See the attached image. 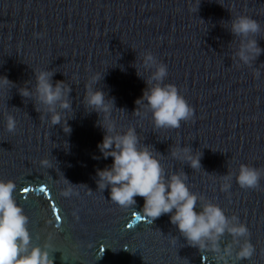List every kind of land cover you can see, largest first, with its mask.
Instances as JSON below:
<instances>
[{"label":"water","instance_id":"obj_1","mask_svg":"<svg viewBox=\"0 0 264 264\" xmlns=\"http://www.w3.org/2000/svg\"><path fill=\"white\" fill-rule=\"evenodd\" d=\"M189 8L190 0H0V77L17 85L0 92V180L16 184L32 246L50 242L53 264H223L188 246L169 215L144 217L143 198L125 209L110 201V189H97V170L113 160L97 148L104 136L97 114L82 104L84 85L96 73L103 79L94 89L123 110L113 112L117 130L135 127L141 146L158 152L168 175L183 171L192 193L249 229L253 256L237 261L234 250L228 264H264V178L256 190L241 189L235 178L241 164L264 170V54L253 68L237 67L232 57L239 41L232 43L227 29L237 15L256 19L264 48V0H201L197 13ZM148 51L167 65L164 84L177 86L194 109L193 120L178 130L154 131L142 107L133 114L146 88L133 65ZM32 69L54 71L53 83L72 88L73 111L63 113L70 134L52 126L47 114L41 120L33 101L18 94L28 81L34 87ZM5 112L17 121L15 133L5 130ZM177 146L200 152L201 170L173 159L169 149ZM45 158L51 169L41 167ZM228 172L231 188L223 192ZM64 179L77 185L78 195H61ZM231 240L225 234L221 248Z\"/></svg>","mask_w":264,"mask_h":264},{"label":"clouds","instance_id":"obj_2","mask_svg":"<svg viewBox=\"0 0 264 264\" xmlns=\"http://www.w3.org/2000/svg\"><path fill=\"white\" fill-rule=\"evenodd\" d=\"M201 0H190L189 11L197 13ZM202 21V20H201ZM228 31L238 38L236 50L233 53V62L237 67L243 65L253 68L257 59L264 54V48L258 44L256 37L261 33L260 23L248 16L237 15L231 18ZM34 38L42 39L43 33H34ZM264 66V65H261ZM136 74L143 79L146 88L141 98L135 101L136 109L133 114L139 116L142 107L145 113H151V124L154 131L178 130L182 122L193 120L194 109L180 94L177 86L164 84L168 75L167 65L157 60L150 52L142 54L139 67L133 65ZM148 74L145 79L141 73ZM34 87L26 82L18 88V94L32 100L35 111L40 113V119L47 114L52 126L60 125L65 134L72 129L68 125V117L63 113L73 111L70 102L72 88L64 81L53 83L54 71L32 69ZM254 79H259V68L253 71ZM103 76L100 73L92 75L85 83V94L82 104L89 113L95 112L98 116L97 127L104 132L103 140L97 145L104 159L112 158L113 163L104 170H97V189H110V201L122 208L136 205V197L144 200L141 213L152 222L163 215L170 216V223L175 226L181 237L190 247L200 252H210L218 262L228 264L233 256L237 261L249 260L255 248L250 242L249 229L240 223L237 216H226L224 210L209 202H203V197L192 193L187 185L188 175L183 171L168 175L160 163L156 150L150 145L141 146L140 136L135 127L126 131H118L117 123L113 118L114 110L123 111L115 107V98L107 97L106 93L98 88L94 89ZM31 85V87H29ZM17 87L6 76L0 77V92L10 91ZM37 105L40 107L38 108ZM91 109V111H88ZM5 130L15 133L17 121L15 117L5 112ZM169 154L173 159L185 162L192 170H201V153L194 152L191 147H171ZM160 156H162L159 153ZM41 167L51 169L49 159H42ZM207 174V173H206ZM233 174L222 176L225 181L221 191L228 192L231 188ZM236 182L241 189L256 190L264 178V170L241 164L236 175ZM67 187L61 192L64 197L78 195L77 185L64 179ZM16 184L9 180H0V264H53L49 255L52 247L46 242L43 247L32 246L31 235L28 230L29 218L24 214L22 207L17 205L14 198ZM91 192V191H90ZM199 204V210L197 205ZM77 216L76 212H73ZM139 216V215H137ZM78 219V216H77ZM228 234L232 240L224 248L220 244L222 238ZM50 240V237H49ZM176 238L170 240L175 245ZM238 249V250H236Z\"/></svg>","mask_w":264,"mask_h":264},{"label":"snow or ice","instance_id":"obj_3","mask_svg":"<svg viewBox=\"0 0 264 264\" xmlns=\"http://www.w3.org/2000/svg\"><path fill=\"white\" fill-rule=\"evenodd\" d=\"M24 191H28V189H24ZM43 191V190H42ZM57 219H60V217H57ZM129 227H131V225H129Z\"/></svg>","mask_w":264,"mask_h":264}]
</instances>
